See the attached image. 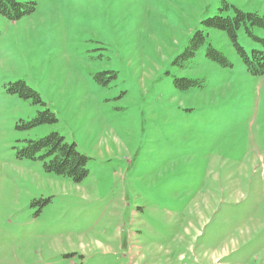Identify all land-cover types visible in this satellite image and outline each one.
<instances>
[{"label": "rangeland", "instance_id": "374dc122", "mask_svg": "<svg viewBox=\"0 0 264 264\" xmlns=\"http://www.w3.org/2000/svg\"><path fill=\"white\" fill-rule=\"evenodd\" d=\"M35 1L0 15V264H264V73L212 22L264 0ZM51 132L82 181L17 156Z\"/></svg>", "mask_w": 264, "mask_h": 264}, {"label": "trees", "instance_id": "16d2710c", "mask_svg": "<svg viewBox=\"0 0 264 264\" xmlns=\"http://www.w3.org/2000/svg\"><path fill=\"white\" fill-rule=\"evenodd\" d=\"M35 0H0V15L9 20H17L23 16L29 15L35 11ZM235 16L227 18L215 17L212 22L218 28L226 30L232 39L237 51L243 57L247 71L253 75H262L264 73V38L259 39L262 43L260 49H253L248 55L246 51L237 43L236 29L240 22L244 23L247 33H250V28L247 25V20L250 19L255 24L264 26V17H260L255 13H243L237 9ZM200 39H204L202 34H197ZM195 37L191 38L189 45L184 49V54L194 55L197 44L194 42ZM209 54H213L217 60L223 64L227 63L226 58L211 45L208 47ZM11 87H20L25 89L29 95H32L35 101H40L39 95L25 86L20 81L10 85ZM55 117L48 109L39 111L35 117L27 124V126L37 125L45 122H53ZM17 156L20 158L42 159L44 168L49 172H54L68 177L73 182H80L88 173L87 157L75 148L74 144L67 143L65 139L57 132H51L48 135L34 139L26 140V144L17 150Z\"/></svg>", "mask_w": 264, "mask_h": 264}]
</instances>
